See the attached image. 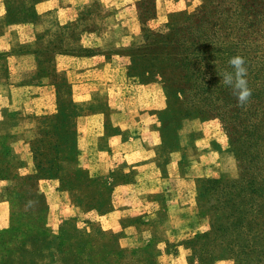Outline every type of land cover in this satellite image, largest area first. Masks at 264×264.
<instances>
[{
    "label": "crops",
    "instance_id": "0c3cea01",
    "mask_svg": "<svg viewBox=\"0 0 264 264\" xmlns=\"http://www.w3.org/2000/svg\"><path fill=\"white\" fill-rule=\"evenodd\" d=\"M140 1L45 0L34 7L38 16L49 17L45 28L23 20L4 25L0 138L8 140L13 159L32 163V143L42 136L39 118L65 115L75 152L62 161L64 173L84 171L93 193L107 191L110 199L107 210L82 211L70 200L81 189L60 190L68 215L97 221L102 231L122 228L130 216L143 218V226L134 224L135 233L121 238L123 245L131 248L160 234L158 262L185 264L183 243L207 228L194 221L197 177L215 176L230 152L211 135L194 140L190 121L168 144L157 116L142 112L152 97L160 102L161 92L152 95L128 75L131 59L124 51L145 31ZM185 1L153 0V13L161 17ZM5 14L0 0V16ZM139 91L147 96L144 107Z\"/></svg>",
    "mask_w": 264,
    "mask_h": 264
},
{
    "label": "rangeland",
    "instance_id": "374dc122",
    "mask_svg": "<svg viewBox=\"0 0 264 264\" xmlns=\"http://www.w3.org/2000/svg\"><path fill=\"white\" fill-rule=\"evenodd\" d=\"M2 1L6 14L0 16V35L4 25L13 21L40 22L44 28L50 21L34 11L35 5L45 0ZM140 5L145 31L138 44L124 51L131 59L128 75L136 86H148L152 95L161 92L160 102L152 97L142 112L157 116L168 144L175 143L182 124L190 121L194 140L211 135L217 146L230 152V159L215 176L197 177L194 221L204 222L207 228L183 243L187 248L183 261L264 264V219L249 223L248 255L231 253L229 244H242L240 240H244V233H238L241 223L245 224L239 221L243 214L235 212L230 217L228 205L232 200L228 201L221 185L211 184L213 180L222 184L241 175L238 151L226 130L232 124L221 114L229 95L222 75L229 71L232 56L259 59L263 53L264 58V41L259 37L264 25V0H186L182 7L161 17L153 13V0H141ZM236 34L250 39L234 45L231 40ZM139 92L144 107L147 96ZM227 109L235 111L236 107ZM238 116L231 123L242 118V114ZM68 120L62 114L39 118L42 136L32 143L34 159L29 164L13 159L8 140L0 138V264H162L155 256L160 234L156 240L131 248L121 241L126 234L135 233L136 225H144L143 218L130 216L122 228L102 231L97 221L71 216L64 210L59 191L66 188L82 190L70 195L72 204L82 211L110 207L108 192L93 193V182L84 171L64 173L62 161L73 158L75 152L74 131ZM248 197L237 211L248 207ZM242 199L239 196L238 202ZM131 224H136L134 229L126 230ZM213 227L219 230L215 239L210 236Z\"/></svg>",
    "mask_w": 264,
    "mask_h": 264
},
{
    "label": "trees",
    "instance_id": "16d2710c",
    "mask_svg": "<svg viewBox=\"0 0 264 264\" xmlns=\"http://www.w3.org/2000/svg\"><path fill=\"white\" fill-rule=\"evenodd\" d=\"M261 21L264 22V19ZM228 34L231 36L230 33ZM259 37L264 41V25L259 31ZM247 39L250 37L243 38L240 34H236L231 41L235 45L245 42ZM262 54L260 53L259 59H245L248 69V85L252 89V96L245 106L238 104L233 90L225 85L229 95L224 99L225 110L221 114L224 119L227 117L226 120L232 124L226 126V130H228L232 137L231 142L238 151L241 175L238 179L227 180L222 184H218V180L211 181V184L221 185L226 192L224 194L228 196V201L232 200L228 205L229 216L233 217L235 212L238 213V216L243 214L239 221H245V224L241 223V230L238 233H244V240H240L242 244L231 242L228 250L231 253H242L245 256L250 250L248 242L250 221L264 219V213L259 215L260 209L264 207V58ZM228 70L231 71V67H228ZM231 107H236L235 111L227 109ZM239 114H242V118L236 124L231 123L239 117ZM243 142L248 143V145L244 147ZM256 162H260L259 165H256ZM241 195L243 199L239 203L238 197ZM246 197H248L246 202L248 207L237 211ZM258 197L259 199H257ZM258 215L259 217H257ZM218 231L217 227L215 229L213 227L211 239L216 238ZM235 247L237 248L235 249ZM215 248L217 249L218 246ZM224 249L226 250V248Z\"/></svg>",
    "mask_w": 264,
    "mask_h": 264
},
{
    "label": "clouds",
    "instance_id": "9594fccd",
    "mask_svg": "<svg viewBox=\"0 0 264 264\" xmlns=\"http://www.w3.org/2000/svg\"><path fill=\"white\" fill-rule=\"evenodd\" d=\"M228 63L232 70L224 71L222 75L223 83L233 90L238 104L245 106L252 96V89L249 87L247 80L246 60L241 55H235L229 58Z\"/></svg>",
    "mask_w": 264,
    "mask_h": 264
}]
</instances>
